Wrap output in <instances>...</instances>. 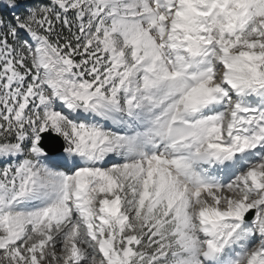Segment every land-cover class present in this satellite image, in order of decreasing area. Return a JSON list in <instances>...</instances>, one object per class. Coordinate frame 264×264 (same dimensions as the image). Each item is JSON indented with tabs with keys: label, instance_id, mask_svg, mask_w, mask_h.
Wrapping results in <instances>:
<instances>
[{
	"label": "snow or ice",
	"instance_id": "6c2138e0",
	"mask_svg": "<svg viewBox=\"0 0 264 264\" xmlns=\"http://www.w3.org/2000/svg\"><path fill=\"white\" fill-rule=\"evenodd\" d=\"M0 264H264V0H0Z\"/></svg>",
	"mask_w": 264,
	"mask_h": 264
}]
</instances>
